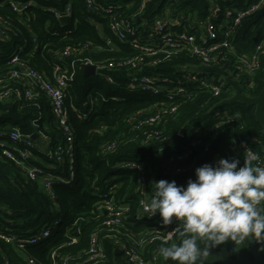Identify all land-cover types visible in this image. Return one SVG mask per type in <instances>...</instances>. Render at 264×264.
<instances>
[{
  "label": "trees",
  "instance_id": "1",
  "mask_svg": "<svg viewBox=\"0 0 264 264\" xmlns=\"http://www.w3.org/2000/svg\"><path fill=\"white\" fill-rule=\"evenodd\" d=\"M258 1L96 0V5L114 3L112 16L136 27L141 22L150 23L160 17L188 24V30L195 33L197 24L209 19L215 4L223 12L230 10L236 17ZM68 4L72 9L70 20L65 23L68 25L44 10L47 7L62 9ZM138 11L142 14L134 17ZM0 17L11 23V29L6 32L10 39L0 37L1 71L8 70V60L14 54L28 59L47 77L52 75L58 63L87 58L114 60L138 54L119 43L111 33L110 16L89 11L86 0H37V4L23 14L3 3L0 4ZM106 38L117 45V52L97 49L104 48ZM34 39L41 43L37 51L33 50ZM263 42L264 8L252 17H246L238 27L232 41V53L224 65L227 76L198 72L202 60L188 51L174 53L168 59L160 57L161 62L156 66L137 71L140 72L138 75L160 79L157 95L127 90L133 73L127 68L112 70L110 74L115 84H110L98 75L85 76L82 62L77 61L79 68L74 82L68 87L66 99L74 132V178L69 185L57 180L68 177L69 163H59L47 154L62 143L64 137L46 98L40 97L36 102L0 100V133L4 136L0 141H5L9 147L16 146L17 143L7 137L14 128H19L23 134L37 135V139L32 137L36 146L35 158L22 163L41 168L44 176L49 173L55 176L52 183L55 196L51 198L41 181L29 179L22 163L2 156L0 151V232L7 230L10 235L29 238L41 230L51 228L53 231V236L46 242L28 246L23 251L0 239V264H28L29 259L37 264H54L66 257L69 264H92L86 261L93 236L106 255L99 264H135L115 243L116 239L121 240V246L130 248L132 241L143 240L142 247L136 246L135 250L144 262L164 264L166 261L159 254L161 244L178 243V238L167 242L162 238L151 239L157 232L163 237L168 236L177 225L163 226L158 215L140 221L134 219L143 199L141 173L122 166L136 162L145 167L142 175L146 180L145 190L151 197L154 181L175 180L178 185L186 186L189 179H195L197 167L220 158L239 159L242 166L245 157L238 148L241 141L264 159L263 128L256 121L254 107L229 102L236 93V85L248 97H258L264 89V47L259 68L251 75L241 72L235 61V56L257 54ZM86 44L90 49L83 48ZM21 45L25 46L23 50L19 48ZM68 46H81L79 57L59 59L57 55ZM190 73H197L209 82L214 79L221 87L220 93L215 95L213 91L201 88L199 81L188 80L186 76ZM180 89L182 93L178 92ZM152 115H159L158 120L153 124L146 123ZM235 115L238 117L226 122ZM43 136L48 138V143ZM193 141H201L204 146L190 150ZM113 143L114 150L105 151ZM178 169L182 171L178 173ZM105 198H113L118 205L127 208L121 235L111 234L104 225L107 219L102 208ZM259 209L264 213L262 203ZM55 222L58 224L54 225ZM72 239L77 241L73 243ZM252 241L236 245V251L231 244H226L231 257L252 259ZM256 245L264 256V245L257 241ZM53 250L56 251L55 259L51 258ZM166 263L172 264L171 261Z\"/></svg>",
  "mask_w": 264,
  "mask_h": 264
},
{
  "label": "built area",
  "instance_id": "2",
  "mask_svg": "<svg viewBox=\"0 0 264 264\" xmlns=\"http://www.w3.org/2000/svg\"><path fill=\"white\" fill-rule=\"evenodd\" d=\"M46 2H61L62 0H41ZM113 1V0H112ZM116 1V0H114ZM148 1V0H147ZM87 8L89 11L96 13L104 12L110 16L109 29L111 33L116 37L117 41L122 44H126L129 48L136 50L138 54L134 57H123L119 59H107L94 61L91 58L85 60L76 59L71 62L58 63L53 68V73L50 77H47L44 73L37 70L30 61L19 54H14L8 60V70H0V100L6 101L9 99H15L17 101H37L40 97L46 98L49 105L51 106L53 115L56 119L58 126L63 133V142L58 144L54 150H48L47 154L50 158H54L57 162H68L69 163V174L68 177H58L57 180L63 185H69L71 180L74 178V132L73 127L69 119V107L67 105V90L68 87L74 82L77 74L76 62L79 61L83 68L88 66L95 67V75L104 78L108 83L115 84V79L111 76L110 72L114 69L127 68L133 73L130 75L129 84L127 90L131 93L137 92H148L154 95L159 93L160 79L154 77H148L146 75H138L139 70H143L144 67H153L161 62L160 57L168 59L174 53H183L188 51L189 53L198 56L202 60V67H219L224 70V65L232 53V41L237 34L238 27L242 24V21L246 17H252L264 8V0H259L257 3L250 5L245 11H242L234 17L230 10H221L218 4H215L212 8L211 16L207 21L199 22L197 24V31L195 33L190 32V26L183 24L181 21H167L163 18L157 17L152 22H141L138 18L139 23L136 27L122 20L116 19L112 16L115 5L114 3H108V5H96V0H86ZM8 4L18 14L25 13L29 8L34 7L37 4V0H0V4ZM144 8L142 5L141 9ZM140 9V10H141ZM46 13L53 15L54 18L61 21L64 18L70 20L72 9L71 5H66L62 9L57 7L44 8ZM142 14V11H138L134 17H138ZM214 19V20H213ZM89 20V18H88ZM91 20V19H90ZM62 22V21H61ZM218 23V25L215 24ZM64 25H68L62 23ZM11 29V23L0 17V37L3 39H10L7 36V31ZM178 29V30H177ZM106 43L102 48L101 46L97 49L103 51L108 49L109 51H118L117 45L114 44L110 38L105 39ZM34 51H37L41 46V43L37 39L33 40ZM84 46V45H83ZM44 47V46H43ZM79 47L81 46H68L63 49L61 53L57 55L59 59H70L71 57H79ZM264 42L259 46L257 54L253 56H235L236 63L239 64L241 72L247 75H251L256 72L260 65V54L263 52ZM20 50H23L25 46L21 45ZM83 48L90 49V45L86 44ZM198 72L200 71L197 68ZM225 71V70H224ZM195 73V72H194ZM188 80L199 81L201 88H206L214 92L215 95L220 93V85L214 83V79L209 82L204 77H200L199 74L190 73L186 76ZM167 81V79H164ZM182 93L183 90H178ZM175 111V109H173ZM235 115L229 118L226 122H230L233 118H237ZM159 118V115H152L146 123L153 124ZM0 137H4L0 133ZM7 137L10 141L17 143L16 146L9 147L5 141H0V151L2 156L7 157L18 163L34 159V151L36 149L35 143L32 140L33 135L23 134L19 128H14ZM44 140L48 143V138L43 136ZM199 146H204L201 141H193L190 143V150L195 149ZM209 144L205 145L204 150H208ZM115 144H109L105 151H113ZM244 157L249 153L256 156V159L252 161L253 166L264 167V159L259 158L256 152L244 141H241L238 145ZM184 158V157H181ZM23 169H25L27 176L32 181H41L43 188L50 194L51 198H54L52 191V183L54 177L51 173L44 176V170L36 166H27L22 163ZM122 167L130 170L140 171V182H141V195L143 199L140 201V211L135 215L134 219L140 221L144 218H154L151 214L146 211L145 205L150 203L151 197L147 194L146 180L142 173L145 167L136 162L124 163ZM178 169L177 172H181ZM43 174V176H42ZM264 205V202H262ZM102 208L106 213V221L104 225L108 227L109 232L114 235L122 234V227L125 222L126 207L118 205L113 198H105ZM260 208V205L258 206ZM156 217V216H155ZM55 222L54 225H57ZM172 225H176L173 223ZM170 226V225H169ZM156 233L154 239H163L165 242L169 241L168 236L163 237ZM53 236L52 229L41 230L36 235L29 238H20L14 235L8 234V231L0 232V239L7 244H12L18 251L25 250L28 246H38L46 242L50 237ZM77 240L72 239L75 243ZM115 243L119 245L120 249L135 264H147L144 262L142 256L136 252L135 247L140 246L144 243L143 240L135 243L132 241V247L121 246V240L116 239ZM264 245V244H263ZM56 251H51V258L55 259ZM106 255L104 249L97 242L95 236L92 237L90 248L87 251V261L92 264H99L104 261ZM28 264H37L33 259L27 260ZM54 264H69V258L62 259L59 263L56 261Z\"/></svg>",
  "mask_w": 264,
  "mask_h": 264
},
{
  "label": "clouds",
  "instance_id": "3",
  "mask_svg": "<svg viewBox=\"0 0 264 264\" xmlns=\"http://www.w3.org/2000/svg\"><path fill=\"white\" fill-rule=\"evenodd\" d=\"M256 156L243 160L220 158L195 169V179L185 185L175 180L154 181L149 204L152 217L163 226L177 225L159 254L172 264H206L211 250L253 240L264 244V167L253 166Z\"/></svg>",
  "mask_w": 264,
  "mask_h": 264
},
{
  "label": "water",
  "instance_id": "4",
  "mask_svg": "<svg viewBox=\"0 0 264 264\" xmlns=\"http://www.w3.org/2000/svg\"><path fill=\"white\" fill-rule=\"evenodd\" d=\"M63 23H67L68 19L64 18L61 20ZM200 70L207 72H217L224 76H227L226 71L220 69L219 67H202ZM95 67L88 66L84 69V75H95ZM229 102L240 103L249 107H254L255 109V118L256 121L262 126L264 134V89L258 97H248L244 95L241 91V88L236 85V93L229 100ZM34 139H37V135H33ZM252 259H233L229 253L227 245H225L221 250L217 251L216 249L211 250L209 259L206 261V264H264V256L258 249L256 241H252ZM168 264V263H164Z\"/></svg>",
  "mask_w": 264,
  "mask_h": 264
}]
</instances>
